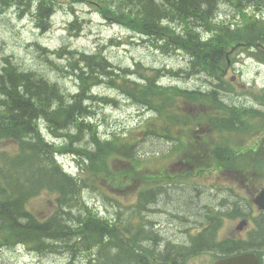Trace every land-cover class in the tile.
Segmentation results:
<instances>
[{"label":"trees","instance_id":"trees-1","mask_svg":"<svg viewBox=\"0 0 264 264\" xmlns=\"http://www.w3.org/2000/svg\"><path fill=\"white\" fill-rule=\"evenodd\" d=\"M11 1L25 4L43 29L50 23L60 3V0H0V3L9 5ZM106 1L112 5L116 3L115 7L109 8L110 12L137 22L132 27L147 42L162 51L178 49L188 55V74H207L219 82L211 91L188 90L178 85L164 86L157 80L159 74L141 79L132 76L131 79L133 72L115 66L102 50L93 53L68 52L64 48L50 51L63 57L69 53L73 57L68 61L67 71L74 75L78 91L72 94L64 92L63 87L50 77L37 71L22 70L7 60L0 68V140H12L18 148L15 153L0 152V234L4 237L0 246L21 245L42 254L60 253L65 256L67 264H77L79 260V264H187L191 256L222 245L215 237L217 225L195 234L187 230L184 241L158 237L155 227L148 221L152 214L149 211L158 212L161 209L154 205L164 202V195L172 189V183L165 182L141 190L133 206L123 209L122 213L114 211L112 218L106 212L99 213L90 206L86 194L100 192L106 202L110 200L107 192L88 177L72 176L62 169L56 157L57 151H54V142L46 140L40 126L43 122L58 131L74 126L78 135L81 133L79 138L85 132L84 139H92L94 148L80 145L78 148L84 149H75L74 145L69 146L70 152L81 157L84 171L94 172L100 178L108 170L102 166L105 157L131 163L141 158L135 151L137 142L131 137L114 134L109 139H101L89 131L90 126L85 124L84 119H89L93 106H88L86 101L104 102L92 95L95 84L109 82L118 87L130 102L132 100L155 111V119L145 130L169 141L182 140L181 129L190 128L194 123L202 127L206 122L219 127L221 132L234 130L238 121L241 122L239 111L261 115L264 111L232 103L226 105V109L218 99L219 91L228 89L221 71L228 63L227 53L236 44H241L242 49L251 47L264 54V49L258 46V43L264 44V22L255 18L253 22L233 28L218 22V4L222 0ZM254 2L264 8V0ZM73 26L79 28L75 22H72ZM260 58L264 61V55ZM211 99L221 104L219 113L211 118L213 123L210 117L183 114L189 112L192 103L205 104ZM259 102L264 104L263 97ZM168 107H174L173 111ZM225 110L230 113L224 115L222 112ZM160 118H164L165 122L159 124ZM173 126L179 127L178 133ZM193 148L191 145L190 151L194 152L195 158H189V162L198 160L200 156L203 160L204 153ZM228 148L218 146L208 149L226 167L239 168L238 156L231 150L229 152ZM216 149L228 150V153H218ZM208 159L211 160V157ZM43 191L56 194V206L48 216L41 218L27 205ZM177 200L179 204L173 203L174 210L181 218L188 216L184 209L193 210L194 202H188L183 197ZM145 218L148 220L144 221Z\"/></svg>","mask_w":264,"mask_h":264},{"label":"rangeland","instance_id":"rangeland-1","mask_svg":"<svg viewBox=\"0 0 264 264\" xmlns=\"http://www.w3.org/2000/svg\"><path fill=\"white\" fill-rule=\"evenodd\" d=\"M232 1L239 5L225 0L218 4L219 11L216 17L218 22L228 24L232 28L253 22L255 18L264 22V8L257 5L254 0ZM100 3L106 5L102 6ZM115 5L116 3L112 5L106 0H60L50 23L43 29L38 26V20L25 4L16 1H11L9 5L0 3V68L8 60L22 70L37 71L45 77H50L63 87L64 92L74 94L78 91L76 79L67 71L68 61L73 57L69 56V53L63 57L50 51L64 48L68 52L93 53L102 50L115 66L131 70L133 72L131 79L132 76L141 79L144 76L153 77L159 74L157 80L164 86L178 85L188 90L204 91H211L215 83L219 82L207 74H188L190 66L188 55L178 49L162 51L161 48L144 40L132 27V24L137 22L128 18L122 19L109 11V8ZM72 22L79 28L71 27ZM232 50L233 48L229 50L228 63L221 71L222 78L228 83V89L220 90L218 99L226 109V105L232 103L264 111V104L259 102L261 97L264 99V61L260 58L264 54L257 53L251 47L236 48L230 53ZM94 86L92 95L100 97L104 102L94 103L89 99L86 101L88 106H93L89 119L86 117L84 119L85 124L90 126L89 131L101 139H109L114 134L131 137L137 142L135 151L141 159L131 163L105 157L102 166L108 170L103 178H100L94 172L84 171L81 168L83 164L81 157L70 152L69 146L74 145L75 149H84L78 148L80 145L94 148L92 139L89 137L84 139L85 132L82 138H79L81 133L78 135L74 126L58 131L57 128H49L42 122L41 134L48 142H54V151H57L56 157L62 169L72 176L88 177L106 191L109 201L105 202L97 191L88 192L86 200L94 210L99 213L106 212L111 218L114 211L120 210L122 213L123 209L133 206L137 194L146 187L163 182L172 183V189L168 191L170 196L164 195L165 201L154 205L155 208L161 209L158 212L149 211L152 213L150 220L145 218L144 221H150L158 237L182 241L185 240L187 230L188 233L195 234L217 225L214 230L215 237L217 243L222 245L193 255L187 261V264H213L223 252L224 241H230L231 237L238 234L234 231L239 223L234 217L235 207L246 203V199L241 196L235 197V194L246 195L242 190V187L246 186V178L235 168L226 167L219 162L217 156L210 153L208 148L228 146L234 153H240L237 157L238 169L261 164L263 160H256L258 154L250 148L253 146V140L263 137L264 115L251 111L243 113L245 111L241 110L239 111L241 122L238 121V127L234 131L221 132L215 125L210 126L205 122L201 127L194 123L190 128L181 129L182 140L169 141L145 130L150 121L155 119V111L137 105L132 100L130 102L118 87L109 82ZM218 102L211 99L205 104L192 103L189 112L183 114L193 117L203 115L211 119L213 115L219 113L221 104ZM173 108L171 107L170 111H173ZM222 113L225 115L230 112L225 110ZM212 121L214 120L211 119V123ZM164 122V118L158 121L159 124ZM173 127L178 133L179 127ZM196 128L198 129L195 130ZM240 128L246 129L247 132L243 133ZM252 134L255 135L252 137ZM247 142L249 150L243 152L242 148L246 147ZM16 145L12 140H0V152L15 153L18 148ZM191 145L201 154L204 153L203 160L200 156L198 160L196 158V161L189 162V158H195L194 152L190 151ZM216 151L228 153V150ZM208 157H211V160ZM261 182L252 183V186L260 185ZM180 197L195 204L191 211L184 209L188 214L185 219L179 217V213L173 207V203L179 204L177 198ZM55 198V193L43 191L33 197L27 206L42 218L48 216L56 206ZM196 202L201 205H197ZM219 216L221 218H218ZM3 241V234H0V245H3ZM145 241L144 244L147 245ZM67 263L65 256L60 253L42 254L21 245L8 248L5 245L0 246V264Z\"/></svg>","mask_w":264,"mask_h":264},{"label":"flooded vegetation","instance_id":"flooded-vegetation-1","mask_svg":"<svg viewBox=\"0 0 264 264\" xmlns=\"http://www.w3.org/2000/svg\"><path fill=\"white\" fill-rule=\"evenodd\" d=\"M247 132V130H246ZM255 134H252V137ZM258 135V134H257ZM245 136V135H243ZM258 137V136H257ZM249 142L243 152H246ZM252 149L254 153L258 154L256 160L262 161L261 164H256L255 167L238 169L245 176V187H242L246 195L235 194V197H244L246 203L236 206L234 217L239 221L234 228L235 234L232 240L225 242L223 245V252L220 256L230 257L231 255H242V253L255 254L261 264H264V210L256 204L257 195L264 188V134L257 140H253ZM246 149V150H245ZM234 155L238 156L240 153ZM232 171V170H231ZM261 182L260 185L252 186V183ZM218 218H221L220 216Z\"/></svg>","mask_w":264,"mask_h":264},{"label":"water","instance_id":"water-1","mask_svg":"<svg viewBox=\"0 0 264 264\" xmlns=\"http://www.w3.org/2000/svg\"><path fill=\"white\" fill-rule=\"evenodd\" d=\"M259 45L263 46L261 43ZM238 47L239 45L234 46L230 53ZM255 201L259 207L264 209V189L257 195ZM214 264H260V262L255 254L245 253L242 255H232L231 257L219 258Z\"/></svg>","mask_w":264,"mask_h":264},{"label":"bare ground","instance_id":"bare-ground-1","mask_svg":"<svg viewBox=\"0 0 264 264\" xmlns=\"http://www.w3.org/2000/svg\"><path fill=\"white\" fill-rule=\"evenodd\" d=\"M202 24V23H201ZM13 62V61H12ZM22 69V68H21ZM25 69V68H24ZM29 71V70H28ZM59 92V91H58Z\"/></svg>","mask_w":264,"mask_h":264}]
</instances>
